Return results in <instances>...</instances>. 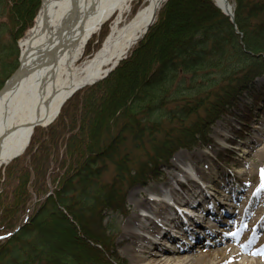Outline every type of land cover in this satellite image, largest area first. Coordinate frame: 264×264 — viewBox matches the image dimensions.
<instances>
[{
    "label": "trees",
    "instance_id": "1",
    "mask_svg": "<svg viewBox=\"0 0 264 264\" xmlns=\"http://www.w3.org/2000/svg\"><path fill=\"white\" fill-rule=\"evenodd\" d=\"M231 2L233 21L212 0H165L110 73L75 91L48 125L34 127L23 153L0 167V264L120 262L105 221L123 207L114 178L156 175L159 161L204 140L241 93L253 101L262 95L253 83L264 76V0ZM39 4L0 1L11 23L10 42H0V85L14 65L12 41L32 25ZM108 33H94L84 54ZM130 146L149 158L136 169ZM109 165L114 178L104 180Z\"/></svg>",
    "mask_w": 264,
    "mask_h": 264
},
{
    "label": "rangeland",
    "instance_id": "2",
    "mask_svg": "<svg viewBox=\"0 0 264 264\" xmlns=\"http://www.w3.org/2000/svg\"><path fill=\"white\" fill-rule=\"evenodd\" d=\"M144 2L145 0H132L130 9L123 16L120 25L129 21ZM229 3L233 10L231 0ZM113 21L112 17L105 20L99 25L95 34L99 33L101 27L110 30ZM0 27H5L1 31L0 42H10L11 23L1 5ZM26 31L27 29L24 35ZM23 36L16 41L11 40L14 48L9 61H13L14 65L6 71V76L1 78L0 87L18 66L19 41ZM92 55L83 53L79 63ZM253 85L257 92L262 91L260 99L253 101L249 91V93L247 91L241 93L235 106H230L218 119L209 124V131L204 140L198 141L189 149L179 148L172 154L168 163L157 161L156 175L150 174L142 181L127 177L120 180L114 178L111 165L104 168L103 179L114 178V187L120 189L122 194L121 212L109 213L105 219L112 229L111 252L120 262L135 264L131 252L123 250L124 244L120 240L125 223L135 217V214H139V221L143 227H137L136 232L147 237L143 243L146 248L142 250L154 252L155 244H160V250L163 252H159L157 257L166 256L168 252L166 249L174 250L175 244H182L183 251L175 250L172 254H178L182 258L188 257L187 260H203L206 264H211L213 259L218 260L216 258L219 255L235 253L236 259L222 261L221 264H264V188H261V170L264 169V76L255 79ZM244 104L247 106L244 107ZM188 119L192 121L193 115ZM130 151L133 161L130 168L136 169L137 161L149 159L142 149L130 146ZM191 183H196L191 193L196 191L199 197L205 195L208 198L207 205L202 202L196 205L195 201H192L193 197L187 193ZM133 190H139L140 194L144 193L146 200L151 195L157 198L152 201L151 210L145 209L148 212L146 216L140 214L144 211V207L128 201V195ZM183 197L185 201L181 202L180 199ZM132 198L140 200V195L134 194ZM188 200L192 202L191 205ZM166 204L169 208L164 217L168 219L161 220L153 211L163 209ZM186 204L188 207L192 206L193 210L189 208L190 212H182L180 205ZM176 212L178 214L175 216ZM199 212L201 215L196 216L195 214ZM152 223L159 224L162 229L156 236L148 235L144 230ZM186 228L187 232H184ZM165 232L175 241L164 238ZM229 233L236 235L232 236ZM190 238L192 240L188 242ZM135 250H137L136 254L142 257V264H150L151 256L150 258L146 254L144 257L139 252L141 248ZM120 262L109 263L120 264Z\"/></svg>",
    "mask_w": 264,
    "mask_h": 264
},
{
    "label": "bare ground",
    "instance_id": "3",
    "mask_svg": "<svg viewBox=\"0 0 264 264\" xmlns=\"http://www.w3.org/2000/svg\"><path fill=\"white\" fill-rule=\"evenodd\" d=\"M163 1L165 0H145L132 18L120 25L123 16L130 9L132 0H41L32 25L19 41L22 72L16 87L10 91V79L7 83L8 89L0 93V167L24 150L36 124L46 125L57 116L69 92L81 83L92 82L103 76L126 54L143 34L154 10L160 7ZM213 1L224 11H232L228 0ZM111 17L114 21L100 48L90 58L79 63L87 40L101 23ZM190 185L187 193L193 197L192 201H195L196 205L201 202L207 205L208 198L205 195L199 197L196 191L191 193L196 183ZM134 194H139L140 200L133 199ZM144 197V193L140 194L139 190H133L128 195L129 202L144 207L141 215L148 209L151 210V203L156 199L152 195L148 200ZM183 199L184 197L180 201L184 202ZM189 203L192 204L191 201ZM180 206L182 212H190L191 207L187 204ZM168 208L169 205L166 204L163 209L153 213L159 219L166 220L168 218L164 217V214H167ZM176 214L178 213L176 212L175 216ZM195 215L200 216L201 213ZM139 216L135 214V217L125 223L120 240L124 244L123 250L131 252L135 264H142L143 260L136 254L135 248H141L139 252L144 257L146 254L152 257L150 264H206L203 260H187L188 257L182 258L178 254H172L175 250L183 251L182 244H175L174 250L166 249L167 255L160 257L156 256L163 252L160 250V244H155L154 252L142 250L146 248L143 243L147 237L136 232L137 227H143ZM162 223L164 224V221ZM144 230L148 235L156 236L162 229L159 224L152 223ZM184 232H187V228ZM163 237L175 241L166 232ZM191 240L190 238L187 241ZM236 258L235 253L219 255L216 258L218 260L213 259L211 264H221L222 261Z\"/></svg>",
    "mask_w": 264,
    "mask_h": 264
},
{
    "label": "water",
    "instance_id": "4",
    "mask_svg": "<svg viewBox=\"0 0 264 264\" xmlns=\"http://www.w3.org/2000/svg\"><path fill=\"white\" fill-rule=\"evenodd\" d=\"M215 3V2H214ZM215 5L225 14V15H227V16H229L230 17V19L231 20H233V12L232 11H230L229 10V12L227 11H224L219 5H217L216 3H215ZM229 6H231L230 4H229ZM231 8H232V6H231ZM158 9V8H157ZM157 9H155L154 10V12H153V15H152V18H151V21H150V23L148 24V26L146 27V29L144 30V32H143V34L139 37V38H141V37H143L144 36V34L146 33V31L148 30V28L150 27V25L153 23V21L155 20V17H156V12H157ZM138 38V39H139ZM136 42H137V40H136ZM135 42V43H136ZM126 55V54H125ZM125 55L121 58V59H123L124 57H125ZM121 59H119V61L121 60ZM18 60H19V62H18V66H17V68L14 70V72L12 73V75L9 77V79L3 84V86L0 88V93L2 92V91H4V90H6V89H8V88H10V91L12 92L14 89H15V87H16V84H17V81H18V79H19V77H20V75H21V72H22V68H21V64H20V57L18 58ZM118 61V62H119ZM118 62L114 65V66H111L107 71H106V73L103 75V76H101V77H99V78H96L95 80H93L92 82H84V83H81L80 85H78L75 89H73L71 92H69V94L66 96V98H68L70 95H72L75 91H77V90H79V89H81V88H83L84 86H86V85H89V84H91V83H93V82H95V81H97L98 79H101V78H104L110 71H112L113 69H114V67L118 64ZM10 79L12 80V83L9 85V87L7 88V83H8V81H10ZM65 98V99H66ZM49 123V122H48ZM38 124H36L35 126H37ZM31 133H32V131H31ZM31 133H30V135H31ZM29 138H30V136H29ZM29 138H28V140H27V143H28V141H29ZM27 145V144H26ZM20 154V153H19ZM18 155V154H17ZM16 156V155H15ZM15 156H13V157H15Z\"/></svg>",
    "mask_w": 264,
    "mask_h": 264
},
{
    "label": "snow or ice",
    "instance_id": "5",
    "mask_svg": "<svg viewBox=\"0 0 264 264\" xmlns=\"http://www.w3.org/2000/svg\"><path fill=\"white\" fill-rule=\"evenodd\" d=\"M261 180H262L261 188H264V169L261 170ZM229 235L235 236L236 233H229ZM0 238H2V237H0Z\"/></svg>",
    "mask_w": 264,
    "mask_h": 264
}]
</instances>
